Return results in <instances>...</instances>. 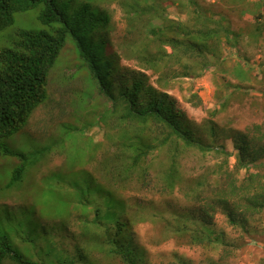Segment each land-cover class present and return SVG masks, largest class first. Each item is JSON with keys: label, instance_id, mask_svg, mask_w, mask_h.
Wrapping results in <instances>:
<instances>
[{"label": "rangeland", "instance_id": "rangeland-1", "mask_svg": "<svg viewBox=\"0 0 264 264\" xmlns=\"http://www.w3.org/2000/svg\"><path fill=\"white\" fill-rule=\"evenodd\" d=\"M154 1L162 3L170 19L194 20L189 0ZM197 1L231 30L229 43L223 40L220 49L224 61L198 78L178 79L170 94L204 143H211V126L218 135L224 130L230 137L252 124L264 127V0ZM91 2L109 16L106 36L111 39L112 51L119 53L120 64L134 67V61L126 57L143 42L144 19L135 17L130 25L127 12L132 0ZM36 15L34 9L16 14L14 24L0 35V48L8 45L19 28L38 26ZM78 64L74 46L68 42L50 73L46 101L20 132L0 139V234H6L16 251L38 264H59L75 257L76 252L88 253L87 263L126 264L110 253L109 243L103 241L113 233V227L108 229L104 220H93L95 206L101 212L104 198L90 195V174L98 184L113 188L122 201V218L128 226L119 240L137 249L139 264H258L264 256V211L255 215L246 232L230 224L212 198L207 211L203 196L210 194L208 186L199 189L197 185L200 180L214 181L218 173L212 170L216 171L222 160H227L229 168L234 166L232 139L214 142L230 152L227 158L217 152L182 151L172 190L163 175L171 160L167 146L147 156L144 167L149 184L143 185L136 175L124 182H110L108 167L115 162L117 130L108 131L97 124L108 102L98 94L94 82L86 80L87 73L79 70ZM237 69L245 73V80L238 79ZM154 79L155 75H150V81ZM68 126L72 127L70 138L65 131ZM2 145L24 154L28 167L12 186L8 184L10 174L19 159L5 154ZM43 146L51 150L44 154ZM250 171L260 172L256 181L264 191V157L250 166ZM243 175L241 169L237 177ZM253 186L260 187L256 182ZM191 222L212 229L222 242H193L191 236L197 230Z\"/></svg>", "mask_w": 264, "mask_h": 264}, {"label": "trees", "instance_id": "trees-1", "mask_svg": "<svg viewBox=\"0 0 264 264\" xmlns=\"http://www.w3.org/2000/svg\"><path fill=\"white\" fill-rule=\"evenodd\" d=\"M189 3L193 6L194 20L180 22L168 18L160 1L145 0L142 4L141 0H132L127 12L130 25L138 16L144 19V25L141 29L143 42L126 57L135 63L134 67H129L120 64L119 53L112 51L111 39L106 36L109 16L91 0H0V35L14 24L16 14L32 9L37 10L39 24L19 28L8 45L0 48V139L20 132L34 110L46 101L50 73L65 45L71 42L79 60L78 69L86 71V80L91 79L98 94L108 102L100 112L97 124L101 123L106 130H117L113 139V143H119L115 162L108 167L110 182H124L136 175L143 185L149 184V174L144 167L147 156L167 146L171 160L163 175L167 187L172 190L179 176L178 157L182 151L217 152L227 158L230 152L214 142L218 138L232 139L234 166L229 168L227 160H222L217 170H212L213 174L218 173L214 181L200 180L197 185L199 189L205 184L208 186L210 194L203 196L207 211L212 207L209 202L212 198L214 203L220 204L218 206L230 224L249 232L252 219L264 211L263 187L256 181L261 174L250 171V166L264 157L263 125L252 124L231 137L224 130L218 135L211 126V143H204L169 92L178 79L198 78L211 67L221 65L224 61L220 50L223 40L229 43L231 30L223 24L221 17L214 19L197 0H189ZM154 20L160 23L155 24ZM150 75H155L154 81H150ZM236 76L246 79L245 73L238 69ZM71 129L68 126L65 130L67 138H70ZM75 129L82 131L86 127ZM40 149L46 153L51 147ZM2 151L19 159L10 174L8 184L12 186L20 181L28 168L25 155L4 145ZM241 169H244V175L238 178ZM254 182L260 187L253 186ZM87 183L91 196L99 194L104 198L101 212L100 207L95 206L93 220H104L108 229L111 226L114 229L109 238L103 239L109 243L108 251L126 264H139L137 249L119 240L125 234L128 221L122 218L124 205L115 196V190L98 184L90 174ZM257 221H261V216ZM191 223L197 230L192 233L193 242H222L221 235L218 238L212 229H202L198 223ZM97 240L102 244L100 237ZM84 253L76 252L75 257L59 261V264H93L87 263L88 253ZM0 264L38 263L25 258L12 247L6 234H0ZM258 264H264V256Z\"/></svg>", "mask_w": 264, "mask_h": 264}]
</instances>
